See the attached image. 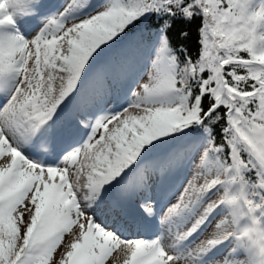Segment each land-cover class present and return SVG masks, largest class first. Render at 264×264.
Returning a JSON list of instances; mask_svg holds the SVG:
<instances>
[{
	"label": "snow or ice",
	"instance_id": "1",
	"mask_svg": "<svg viewBox=\"0 0 264 264\" xmlns=\"http://www.w3.org/2000/svg\"><path fill=\"white\" fill-rule=\"evenodd\" d=\"M248 5L73 0L28 38L22 25L43 15L44 0H0V264H217L213 250L225 243L223 264L236 259L227 211L207 240L186 241L226 209L221 195L204 204L213 189L232 183L264 204V5ZM198 15L193 59L167 32L173 19ZM153 19L147 81L129 89L126 107L105 108L101 61ZM198 153L200 171L159 218L161 230L129 238L156 219L150 172L163 178Z\"/></svg>",
	"mask_w": 264,
	"mask_h": 264
},
{
	"label": "rangeland",
	"instance_id": "2",
	"mask_svg": "<svg viewBox=\"0 0 264 264\" xmlns=\"http://www.w3.org/2000/svg\"><path fill=\"white\" fill-rule=\"evenodd\" d=\"M73 0H44V8L42 9L43 15L41 17L26 20L25 23L22 25L25 35L28 38H31L36 34V32L39 31L40 27H43L42 21L44 20V17L46 15H52L59 13L63 11L70 3H72ZM98 0L94 1V3H97ZM251 0H249L248 5V11H255L258 7V5L262 4L264 5V0H257L256 3L253 6V9L251 7ZM257 7V8H256ZM8 12H11V9L7 10ZM16 18V17H14ZM17 27H19V19H17ZM151 55V50H147L144 53L143 61L146 60V63L144 64L142 61L143 68L140 70L138 69L134 70L135 68H132V65L126 67H122V83H117L119 87L117 88L116 83H113V89L111 90V95L107 99V103L105 104V108L113 109V110H120L122 107H126V99L129 92V89L134 88L135 90L139 91L140 84H143L148 79V72L150 70V64H149V57ZM103 65V64H102ZM138 70V71H137ZM140 70V71H139ZM104 74H105V80L107 81V87L110 85L109 83L112 81L109 79L107 75L110 73L108 70L104 67ZM134 75H138V77L135 79L138 81L137 83H133L134 81ZM200 155L199 153L195 155L193 158L192 163H183L177 165V167L173 170H170L168 173L165 174L163 178L157 179L156 175L155 177H150V198L151 201L154 203V206H156L160 199L166 194L169 193L168 200L164 201L163 206L156 210V219H153L151 222L145 224L143 227H141L139 230L136 228L131 229L129 232L126 233V235L129 238H133L135 236H144V237H151L154 233H157L160 231V225H159V218L162 217L168 210V208L172 205H175L177 201L180 199L181 194L184 193L185 187L188 185L189 180L192 178L193 174L197 171H200L196 164L199 163ZM151 176V173H150ZM197 183H202V179L200 181H197ZM164 191L166 193H164ZM222 192L217 191L216 189H213L209 195L208 199L204 201V204L206 205L209 202L217 201L220 197ZM145 193H141V196H145ZM139 199V198H138ZM138 202V201H137ZM134 210V209H133ZM203 209L201 208L200 211ZM226 210L223 209H217L213 215L210 217L209 221L206 225L202 227V229L197 233L194 234L193 237H191L188 241H186V246L189 247H195L197 244H199L203 240H207L210 237V234L215 231V225L218 223L221 219L224 218L226 215ZM191 226V221H189L187 224L184 225L183 229L186 230L188 227ZM164 236H165V243H169L171 240V237L169 236L167 230H164ZM70 239V237H65V242H67ZM232 245L230 243H225L221 246H219L216 250H213V258L215 260L222 261L224 256L228 254L230 248ZM115 255V254H114ZM58 256V253H57ZM245 257V253L243 250H238L236 253V258L243 259ZM123 256L121 255V259ZM108 264H112V260L110 259Z\"/></svg>",
	"mask_w": 264,
	"mask_h": 264
},
{
	"label": "trees",
	"instance_id": "3",
	"mask_svg": "<svg viewBox=\"0 0 264 264\" xmlns=\"http://www.w3.org/2000/svg\"><path fill=\"white\" fill-rule=\"evenodd\" d=\"M94 1L96 0H92L93 3ZM256 1L257 0H251L252 9ZM261 5L262 4L258 5L257 7L259 8ZM202 20V15L196 16L194 19L191 20V22H187L182 18L173 19L172 25L167 32V35L169 36L173 48H177L179 45L183 44L187 47L188 54L191 55L193 59H195L197 56L198 49L200 47L197 41L199 39L198 28L202 26ZM155 24L156 21L155 19H153L152 21L148 22V24L141 31L130 32L128 36L125 37L124 41H122L119 45L115 46L113 49L109 50L108 54L101 61V64H103L110 73L109 75L121 80L123 66L128 67L132 65V68H135L134 70H136L137 67L142 66V64L146 62V60L143 61V56L145 51L149 49L151 50V45L155 40V36L153 35ZM185 30L189 33L186 39L180 37V32ZM257 31H264V28H258ZM179 55L181 62H183L184 54L180 53ZM241 55L247 58L246 53H241ZM238 71L243 73V70ZM204 75L206 76L207 73H205ZM221 111L223 112V109H221ZM219 127V125L216 126L217 143L220 142ZM224 155L226 156L227 152H225ZM163 156V153L157 154L155 159H162ZM244 158L246 159V156ZM158 172V170H153L151 172L150 177H154V175L159 177L160 174ZM254 175V172L248 173L249 178H254ZM218 209H223V207ZM225 210L227 211V209ZM257 215H259V213H257ZM261 221L262 224H264V217L261 218Z\"/></svg>",
	"mask_w": 264,
	"mask_h": 264
},
{
	"label": "clouds",
	"instance_id": "4",
	"mask_svg": "<svg viewBox=\"0 0 264 264\" xmlns=\"http://www.w3.org/2000/svg\"><path fill=\"white\" fill-rule=\"evenodd\" d=\"M221 200L230 217L225 235L234 236L235 246L245 253L243 259L236 258L229 264H264V204H254L245 188L232 183L221 194Z\"/></svg>",
	"mask_w": 264,
	"mask_h": 264
},
{
	"label": "bare ground",
	"instance_id": "5",
	"mask_svg": "<svg viewBox=\"0 0 264 264\" xmlns=\"http://www.w3.org/2000/svg\"><path fill=\"white\" fill-rule=\"evenodd\" d=\"M151 173V172H150Z\"/></svg>",
	"mask_w": 264,
	"mask_h": 264
}]
</instances>
